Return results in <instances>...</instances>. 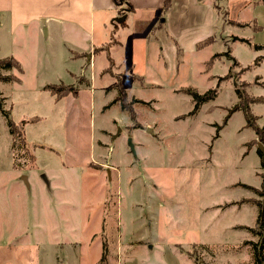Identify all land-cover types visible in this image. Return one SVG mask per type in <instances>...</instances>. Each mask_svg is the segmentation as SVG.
<instances>
[{"label": "rangeland", "instance_id": "374dc122", "mask_svg": "<svg viewBox=\"0 0 264 264\" xmlns=\"http://www.w3.org/2000/svg\"><path fill=\"white\" fill-rule=\"evenodd\" d=\"M129 11L96 15L94 43L13 44L0 16V59L23 68L1 70L21 81L0 94L29 145L14 148L0 112V264L252 263L257 238L239 228L260 212L240 201L259 197L242 184L261 190L264 163L236 89L264 98V1ZM61 81L73 93L57 100L44 87ZM211 89L190 116L186 92ZM251 110L264 135V103Z\"/></svg>", "mask_w": 264, "mask_h": 264}, {"label": "crops", "instance_id": "0c3cea01", "mask_svg": "<svg viewBox=\"0 0 264 264\" xmlns=\"http://www.w3.org/2000/svg\"><path fill=\"white\" fill-rule=\"evenodd\" d=\"M164 1L127 0V4L132 7L129 11L131 13L137 9L153 10L163 7ZM117 8L113 0H0V16L7 18L8 32L13 44L35 43L40 38L46 42H55L67 36L76 43H94L96 42V15L117 10ZM126 12L122 11L125 20L129 16ZM1 26L0 20V29ZM102 49L104 48L94 47L90 54L75 52L74 57L85 58L89 55L91 63L93 57L102 53ZM55 55L57 56L56 53ZM84 66L87 71L89 65ZM68 73L71 78L77 76L70 71ZM40 234L35 232V235ZM20 247H27V245H20L18 248Z\"/></svg>", "mask_w": 264, "mask_h": 264}, {"label": "trees", "instance_id": "16d2710c", "mask_svg": "<svg viewBox=\"0 0 264 264\" xmlns=\"http://www.w3.org/2000/svg\"><path fill=\"white\" fill-rule=\"evenodd\" d=\"M113 2L118 8L119 7L122 8L124 5H127L129 10L132 9L130 4H127L128 3L127 0H113ZM171 6H172V0H165L162 10L164 12H167L171 8ZM213 42H214V38L209 37L204 42H200L197 45V48L199 50L203 49L204 47L209 46ZM209 63H211V61ZM83 69L86 70V66H84ZM1 70H5V71L16 70L19 74H22L23 73L22 65L14 57L10 56L4 59H0V82L13 83V82L21 81L20 78L14 74L3 75ZM82 77L83 76H81V78ZM45 89L48 90L53 96H55L57 100L63 99L67 97L68 95H70L71 93H73L72 92L73 86L71 85L68 86V85H65L64 83H60L59 85H55V84L47 85ZM236 92H237V95L240 101L239 110H241L244 113L245 118H246V126L248 128H252L256 136L259 137V142L264 144V135H263L262 129H260L259 126L257 125L258 118L252 113V110H251V105L255 103H264V98L249 97L247 93L245 91L244 92L241 91L240 88H237ZM186 93L191 96L193 105H194L193 110L190 113V116L197 115L205 104L211 101H214L218 97L217 89H211L204 94H200L196 91H193V92L187 91ZM74 97H78L77 92L74 94ZM0 112L8 120L9 132L13 138L14 148L18 149L21 155H23L24 153L26 155L29 145L26 139L24 138V133L22 129H19L18 126L15 124V122L10 119V112L5 109V98H3L1 94H0ZM226 122H227V119L225 123ZM23 124L24 122L20 126H23ZM223 127L224 126H216V135L214 139H217L219 137V132L221 131ZM249 144L255 146V145H258V142L256 140H253ZM259 153L262 156V153L260 151ZM242 187L255 191L256 195L259 197L257 200L244 199L240 201V203L254 202L255 204H257L259 212H260V220L255 226V228H250L248 226H241L239 229L247 230L251 232L257 238L255 242L253 241L246 242V244L250 245L252 249V263L251 264H264V189L262 187L261 190L260 189L257 190L255 188H252V187H249L243 184H242ZM229 205H234V204H228L226 207H228ZM104 258H106L105 254L103 255L102 261L104 260Z\"/></svg>", "mask_w": 264, "mask_h": 264}, {"label": "water", "instance_id": "95a60500", "mask_svg": "<svg viewBox=\"0 0 264 264\" xmlns=\"http://www.w3.org/2000/svg\"><path fill=\"white\" fill-rule=\"evenodd\" d=\"M124 20H125V18H122V20H119V21H124ZM258 148H259V151L262 153V160H263V163H264V144L261 143V142H258ZM131 150L135 154L134 145H131ZM22 177H23V181L25 182V184L28 185L27 177L26 176H22ZM28 187H29V185H28ZM263 189H264V184H263Z\"/></svg>", "mask_w": 264, "mask_h": 264}]
</instances>
